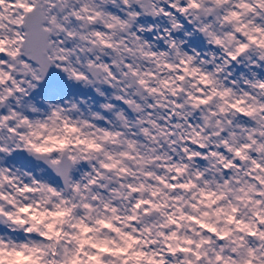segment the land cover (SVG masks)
Listing matches in <instances>:
<instances>
[{
  "label": "clouds",
  "instance_id": "clouds-1",
  "mask_svg": "<svg viewBox=\"0 0 264 264\" xmlns=\"http://www.w3.org/2000/svg\"><path fill=\"white\" fill-rule=\"evenodd\" d=\"M0 264H264V0H0Z\"/></svg>",
  "mask_w": 264,
  "mask_h": 264
}]
</instances>
